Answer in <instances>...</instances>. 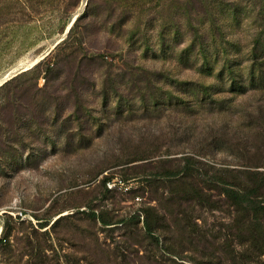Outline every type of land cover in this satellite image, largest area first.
Masks as SVG:
<instances>
[{
    "label": "rangeland",
    "instance_id": "1",
    "mask_svg": "<svg viewBox=\"0 0 264 264\" xmlns=\"http://www.w3.org/2000/svg\"><path fill=\"white\" fill-rule=\"evenodd\" d=\"M0 83V264H264V0H0Z\"/></svg>",
    "mask_w": 264,
    "mask_h": 264
},
{
    "label": "built area",
    "instance_id": "2",
    "mask_svg": "<svg viewBox=\"0 0 264 264\" xmlns=\"http://www.w3.org/2000/svg\"><path fill=\"white\" fill-rule=\"evenodd\" d=\"M124 186H125V182L122 180H118L117 178L107 183V187L110 190H114L116 189V187H119L120 189H122Z\"/></svg>",
    "mask_w": 264,
    "mask_h": 264
},
{
    "label": "trees",
    "instance_id": "3",
    "mask_svg": "<svg viewBox=\"0 0 264 264\" xmlns=\"http://www.w3.org/2000/svg\"><path fill=\"white\" fill-rule=\"evenodd\" d=\"M79 1H80V0H76V4H78ZM128 5H129V6H128L129 8H131V7H135L133 4H130V3H129ZM261 67H263V66H261ZM107 179H108V180H107V182H106V187H107V183H108L109 181H113V180H114V179H111V178H110V179L107 178ZM107 188H108V187H107ZM110 191H113V190H110ZM149 231H150V230H149ZM150 233H151V232H150ZM153 237H155V236H153ZM0 244L3 245V239H0Z\"/></svg>",
    "mask_w": 264,
    "mask_h": 264
},
{
    "label": "bare ground",
    "instance_id": "4",
    "mask_svg": "<svg viewBox=\"0 0 264 264\" xmlns=\"http://www.w3.org/2000/svg\"><path fill=\"white\" fill-rule=\"evenodd\" d=\"M1 83H2V82H1ZM1 83H0V84H1Z\"/></svg>",
    "mask_w": 264,
    "mask_h": 264
}]
</instances>
